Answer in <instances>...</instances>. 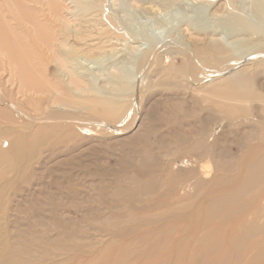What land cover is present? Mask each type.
I'll return each mask as SVG.
<instances>
[{"label":"rangeland","instance_id":"1","mask_svg":"<svg viewBox=\"0 0 264 264\" xmlns=\"http://www.w3.org/2000/svg\"><path fill=\"white\" fill-rule=\"evenodd\" d=\"M112 1L115 6H107L108 19L114 20L124 37H129L128 41L134 36L138 42H149L147 48L152 49L163 44L172 28L176 31L178 20L192 17L197 23L205 19L199 6H183L185 2L155 18L135 7L132 0ZM230 1L241 11L245 10L253 19L252 24L264 31V0ZM5 2L0 0L2 21L12 28L13 36H25V45L28 42L35 47L38 29L35 30L32 21L47 29V24H42L43 5H30L28 0H21L23 8L19 11L11 4L6 7ZM57 2L61 8L71 1ZM79 6L75 11L83 14ZM25 8L29 15L24 12ZM121 42L116 52L90 58L84 70H90L94 76L105 74L107 79L111 72L122 73L128 82L130 72L126 71V64L130 62L133 46ZM177 48L176 51L185 55L187 64L197 63L182 43ZM180 58L179 52L162 53L137 92L138 101L133 106L137 116L132 109L116 124L63 122L61 132L50 130L51 126L42 120L38 125H46L50 132L43 147L31 157L16 156L19 150L9 146L11 137L0 138L3 142L5 138L9 141L0 144V264H199L191 262V257L198 253L197 243L171 256L175 239L169 243L158 239L166 236L168 229L177 223L176 212L159 215L170 204L165 201V195L176 182L174 174L180 168L190 173L191 168H186L184 160L197 143L206 146L215 141L219 173L230 175L249 149L259 147L261 135L260 126L252 117L249 121L234 118V125L223 131L224 116L214 111L210 102H202L200 88L206 81L201 82L200 78L198 83L183 77L171 80L164 74L171 64L179 70L183 65ZM79 62L85 61L79 59ZM205 71L200 67V74ZM47 75L52 77L51 72ZM187 85L200 91V95L189 101L180 99L183 96L179 95V88ZM23 107L29 111L32 106ZM18 116L22 127L29 128L30 120ZM33 117L39 116L33 114ZM134 128L139 129L136 132ZM220 177L204 189V194L222 186L225 178L219 180ZM179 181H184L183 174ZM253 194L264 196V185ZM199 196L202 197L201 192ZM216 197L218 194L206 205L213 204ZM181 225L184 227L185 223ZM255 253H251L252 257Z\"/></svg>","mask_w":264,"mask_h":264},{"label":"bare ground","instance_id":"2","mask_svg":"<svg viewBox=\"0 0 264 264\" xmlns=\"http://www.w3.org/2000/svg\"><path fill=\"white\" fill-rule=\"evenodd\" d=\"M57 1L28 0L30 5H43L42 24H47L45 30L40 23L32 21L35 30L38 29L35 47L28 42L25 45V36H13L12 28L0 15V138L11 137L10 143L5 138L4 142L0 139V144L8 142L10 147L19 150L16 156L31 157L43 147L50 130H64L60 125L63 122L69 125H80L85 121L120 123L138 101L137 92L144 85V78L153 72L162 53L179 52L183 60L181 68L175 70V65L171 64L164 74L171 80L183 77L198 83L200 78L201 82L206 81L200 88L202 102H210L213 110L224 116L223 131L234 125V118L249 121L252 117L260 126L261 143L242 156L230 175L219 173L215 141L206 146L197 143L184 158L186 168H191L190 173L180 168L174 174L176 182L165 195V201L170 204L167 203V210L159 213L162 216L167 211L176 212L177 223L168 229L166 236L158 239L168 243L176 240H173L175 246L171 256L181 248L197 243L195 251L198 253L191 257L193 263L264 264V196L253 194L264 185V77L259 78L264 75V31L252 24L249 14L230 0H132L135 7L155 18L184 2L183 6H199L204 12L205 19L201 21V18L197 23L192 17L178 20L176 31L172 28L163 44L152 49L147 48L149 42H138L134 36L128 41L129 37H124L114 20L108 19L107 6H115L114 1L88 0L89 3H83L82 0H67L73 5L66 2L63 9ZM5 4L6 7L11 4L19 11L23 8L21 0H9ZM77 5L83 14L76 13ZM24 12L29 15L26 8ZM262 18L264 20V16ZM121 41L133 46L132 60L126 64V71L130 72L128 82L119 71L121 67L117 69L121 74L111 72L108 79L105 74L94 76L90 70H84L89 60L115 51ZM181 43L197 63L187 64L185 55L176 51ZM79 59L85 62L78 63ZM73 62L77 65H72ZM200 67L209 74L206 71L200 74ZM48 72L52 77L47 75ZM5 73H8L6 77ZM179 89V95L183 96L180 99L184 101L200 95V91L188 85ZM24 105L32 106L31 112L24 109ZM133 113L138 115L134 109ZM19 114L30 120L29 128L22 127ZM33 114L39 117L34 118ZM42 120L51 126L50 130L46 125H38ZM169 172L173 173L172 170ZM182 174L184 181L180 182ZM219 175V180L225 178L222 186L204 194V189L215 183ZM216 194L215 202L206 205ZM181 223H185L184 227ZM205 227L207 229L203 230ZM252 252H256L253 257Z\"/></svg>","mask_w":264,"mask_h":264}]
</instances>
